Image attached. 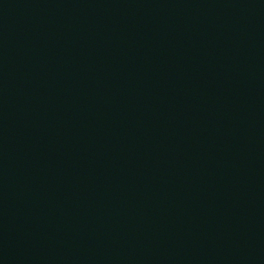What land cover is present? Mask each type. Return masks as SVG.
I'll return each mask as SVG.
<instances>
[{"label":"water","instance_id":"obj_1","mask_svg":"<svg viewBox=\"0 0 264 264\" xmlns=\"http://www.w3.org/2000/svg\"><path fill=\"white\" fill-rule=\"evenodd\" d=\"M0 264H264V0H0Z\"/></svg>","mask_w":264,"mask_h":264}]
</instances>
